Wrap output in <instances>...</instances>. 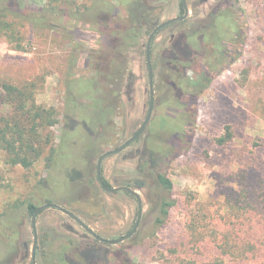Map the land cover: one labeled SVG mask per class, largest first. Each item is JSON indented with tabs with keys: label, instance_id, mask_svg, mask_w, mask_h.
Here are the masks:
<instances>
[{
	"label": "rangeland",
	"instance_id": "374dc122",
	"mask_svg": "<svg viewBox=\"0 0 264 264\" xmlns=\"http://www.w3.org/2000/svg\"><path fill=\"white\" fill-rule=\"evenodd\" d=\"M194 1L197 0H188V3ZM63 2L90 5V0H27V7L36 13L49 3L62 6ZM167 2L152 15L153 19L163 22L179 15L180 0ZM114 4L120 17L126 18L119 3ZM200 8L206 10V6ZM224 10L230 16L221 25L229 55L225 60L207 58L195 68L197 72L210 68L206 73L209 82H202L206 87L198 96H188L196 111L195 122L192 125L181 122L188 104L185 107L163 105L156 111L166 124L178 123L177 129L190 139L187 150L175 151L161 170L173 183L176 201L162 229H157L156 224L158 201L166 193L157 180L158 172L150 169V163L143 156H134L136 149L142 154L147 146L139 142L103 162L104 177L112 187L130 186L140 193L144 202L137 234L119 245L103 243L113 262L118 257L131 259L133 264H239L240 261L255 264L249 251L242 259L235 250L239 217L226 207L225 194L231 185L224 178L234 176L239 180L240 171L247 172L254 157L264 167V0H230ZM101 28L96 24L92 29L80 26L68 33L32 24L19 25L11 32L13 43L0 33V94L4 86L32 88L29 104L53 108L58 114L59 123L51 129L58 144L67 113L65 82L69 74L74 77L69 80L72 85L79 78L97 77L96 69L103 70L113 64L118 78L115 84L112 79L116 88L114 112L102 128L97 124L92 130L93 138L105 135L98 156L116 150L138 130L150 100L148 38L144 36L136 43L119 41L112 36L103 39L99 33ZM164 42H169L167 34L156 38L152 60L157 59ZM71 58L74 64L68 70ZM8 112V108L0 106V115ZM74 120L78 123L76 117ZM227 126L232 128L235 138L223 147L217 140L225 134ZM165 127L157 136V147L161 141L170 145L175 142H171V131ZM71 128L69 125L70 139L82 134ZM51 146L48 144L44 155L29 169L6 164L5 154L0 151V264H32L34 233L32 215L27 210L30 203L38 208L52 203L62 205L61 200L70 196L63 173L48 166ZM65 149L71 154L75 146L67 145ZM124 154L127 160L123 159ZM239 154L244 156L243 165ZM77 160L72 159L76 167L80 164V159ZM97 160L95 156L90 162L93 171ZM91 179L93 183L82 194L80 202L62 207L104 239L117 240L129 234L138 218L137 201L124 192L106 194L94 182L95 178ZM136 179L145 181L146 187L137 190L133 185ZM235 186L239 188L238 184ZM36 225L37 264H66L65 260L77 263L76 251L95 244V238L75 218L55 208L43 210ZM227 234L232 238L228 245ZM10 241L15 249L9 248ZM24 244L29 245L26 259L23 258ZM82 254L92 257L95 252L93 248H86Z\"/></svg>",
	"mask_w": 264,
	"mask_h": 264
},
{
	"label": "trees",
	"instance_id": "16d2710c",
	"mask_svg": "<svg viewBox=\"0 0 264 264\" xmlns=\"http://www.w3.org/2000/svg\"><path fill=\"white\" fill-rule=\"evenodd\" d=\"M115 1L119 3L125 12L126 18H122L120 17L121 14H118L120 11L115 6ZM148 2H156L157 9H154L155 11L151 9V5L147 4ZM163 3H165V0H90V5L87 6H79L73 2H63L62 6H54L53 3H49L33 13L28 10L27 0H0V33L5 35L9 43H13L14 38L11 36V32L15 31L19 25L32 24L33 26L50 28L53 31L62 30L69 33L73 32V29L80 28V26L92 29L93 25L96 24L102 27L99 33L103 39L112 36L119 41L136 43V41L138 42L142 37H147L151 33L152 23L159 20V18L153 19L152 15L159 11ZM50 19L51 22H49ZM227 20H230L228 13L223 9L221 10V8L218 9L215 23L213 22L210 31L201 33L197 38L191 39L185 45L186 50L167 51L165 53L166 58H163L164 61L170 63L166 72L170 76L168 80H170V83H175L177 87L176 92L164 96L163 103L175 107H185V104H188L189 108H184L186 115L182 116L181 120L187 125H192L196 120V111L192 103H189L188 96H198L200 90L206 87L202 82H209L206 73L210 71V68L205 72H197L195 68L207 58L216 57L225 60L229 55L225 43V34L221 26L222 22ZM18 48L21 49V45ZM115 48L116 46L112 50ZM104 58L110 63L107 55ZM69 62L68 70L72 68L74 59L71 58ZM112 65L109 64L103 70H93L97 77L79 78L72 85L69 80L74 77L69 74L65 82L68 92L67 113L64 116L65 121L59 144L55 142V135L51 131L59 123L58 114L53 108L37 106L34 102L29 104L28 97L32 95V88L21 89L15 86H4V92L0 94V106L5 107V109L8 108L9 111L6 115H0V151L5 154L6 164L29 169L44 155L48 144H51L48 166L50 169L63 173L64 182L70 187V196L61 200L62 205H74L80 202L82 194L87 192L93 183L90 176L82 174L85 163L83 160L85 159L81 155L94 156L101 146L102 135L97 136V139H95L87 131L83 136L73 135L70 139V137H67L71 133L68 127L69 125L74 126L72 118L74 119L76 114L79 117L84 114L82 117L86 119V123L88 120L90 121L91 129L97 124L104 125L107 122L116 105L113 102L116 95V88L113 85L115 79L118 80V78L114 75ZM191 72L194 73V76H190ZM74 83H78V85H73ZM162 121L163 125H166L171 131L170 136H176V139L174 146L164 141L159 142L157 154L152 157L151 169L158 172L157 180L166 193V196L158 201L157 229H162L166 225L170 211L176 206V201L173 199V183L166 176V173L161 172L162 167L165 166L167 160L175 151H186L190 140L181 130L177 129L178 123L166 124L164 119ZM77 137L79 141H77ZM234 138L232 128L227 126L225 134L217 140V144L226 147L234 141ZM67 145H70V147L75 146L73 153L70 154L71 151L65 149ZM238 157L241 165H243L245 163L243 154H239ZM73 158L80 159V164L77 167L73 165ZM64 161H68L69 164H61ZM87 163L88 161H86ZM88 164L87 170L90 168V163ZM263 171L264 167L259 158L254 157L249 164L248 173L244 170L240 171L239 180H236L234 176L224 178L231 185L227 194H225L226 207L239 217V223H236L239 227L238 234L234 239L238 247H235V250L238 252V256H242V259L249 251L253 255L255 264H264ZM105 183L110 187L106 180ZM236 184L239 185L238 189H236ZM37 209L38 207L33 203H30L27 208L31 215ZM226 239L228 245L232 238L227 234ZM94 241L97 246L94 244L75 250L77 263L72 260H65V263L133 264L131 259L120 260L118 257L113 262L109 258L110 251L102 247L104 244L96 239ZM11 246L15 249L12 241L9 242L10 249ZM86 248H93L94 256L83 255V250ZM230 264L235 263L231 262ZM239 264H246V261H240Z\"/></svg>",
	"mask_w": 264,
	"mask_h": 264
},
{
	"label": "flooded vegetation",
	"instance_id": "af4514ba",
	"mask_svg": "<svg viewBox=\"0 0 264 264\" xmlns=\"http://www.w3.org/2000/svg\"><path fill=\"white\" fill-rule=\"evenodd\" d=\"M228 2H230V0H197V1H194L193 3L189 4L188 0H180V13H179V15L177 17H173V18H183L185 16V14H186V8H188V10H189V15L186 18H184V19H182L180 21H177L175 23H172L170 25H167L164 28H162V29L157 31V33L155 34V36H154V38L152 40V43H151V49H150L151 50V64H149L148 60H147V48H148V42H147V44H146V63H147V66H148V71H149L150 100H149V104H148V111L146 113V117H145L144 121L142 122V124L140 125V127L138 128V130L135 133H133L132 136L130 138H128V140L126 142H124L116 150H113V151H110V152H116V151H118L120 149L121 150L123 148L124 149L121 152H119L117 154L109 155L108 157L114 156V155H118L120 153H124L128 149L133 147L135 144H137L139 142H143L147 146L145 152L144 153L142 152V154H141V150L140 149H136L134 156L136 158H139V157L143 156V158L146 159V161L148 160V162L150 163V169H151V165L153 164L152 157H154L153 156L154 154H157V136H159L161 134V131H163V129H162V125H163V123H162L163 121L162 120H163V118L160 115H158V113L156 111L160 107H162L163 105H166V104L163 103L164 96L169 94V93L176 92V88H177L175 83H170V80H168L170 78V76L166 72H167V70H168V68L170 66V63L168 61H164L163 60V58L164 59L166 58L165 57L166 56L165 53L167 51H170V50H186L185 45L187 43H189V41L191 39L197 38L199 36V34H201V33L210 31L212 29V27H213V22L216 19L217 10L220 9V8H221V10L222 9L224 10L225 3H228ZM147 4L151 5L150 6L151 9H153V10L157 9L156 2L155 3H149L148 2ZM163 4H162V7L166 6L168 4L167 0H165V3H163ZM201 6L202 7L206 6V10L205 11L202 10L200 8ZM153 10H151V11H153ZM173 18H171V19H173ZM171 19H168V20L163 21V22H160V20H158L155 23H152V25L150 27V32L151 33L147 36L148 41H149L150 36L156 31V29L160 25H162L163 23H165V22H167V21H169ZM165 34L168 35L169 42L168 43L164 42L163 46L160 48V51H159V53L157 55V59L156 60H152L153 44H154L156 38L158 39V37L160 35H165ZM151 70H152V75H153V81H151V73H150ZM151 88L153 89V92H154L153 100L151 98ZM113 112H114V110H113ZM76 118H77L78 123H76L75 120L72 118L74 126H72L71 129L73 130L74 128H76L78 133L81 131L82 134H80V135H82V136H83L84 133H87V131H88V132H90V135L92 136V131L91 130H94V129H91L90 121L88 120L87 123H86V120H83V119L81 120L80 117L78 116V114H76ZM109 118H110V116H109ZM109 118L107 119L108 122H109ZM146 122H147V124H146L145 128L140 133V135H138L136 137V135L138 134V132L141 130V128L144 126V124ZM81 123L83 124L82 125L83 127L81 126ZM102 127H103V125H101V128ZM80 135H78V136L80 137ZM68 136H70V133L68 134ZM102 137L105 138V135L101 136V140H103ZM95 139H97V136L95 137ZM175 139H176V136H172L171 137V142H174ZM131 140H133V141L128 146L125 147V145L128 142H130ZM77 141H79L78 137H77ZM100 143H102V142H100ZM172 145L174 146L175 142ZM98 153H99V151L94 156L81 155L85 159V160H83L85 163L83 165L82 174L84 176L87 174V176H90V178H92V177L95 178L94 182H96L100 186L102 192H104L106 194H116V193H108V192L104 191L102 186H101V184H100V182H99V176H98L99 161L101 160L102 156L105 155L106 153L102 154L100 156H98L100 154V153L99 154ZM95 156L98 157V160H97L96 164L94 163V171L92 170L93 166L90 167L91 170H90V168H88V170H87V165H89L88 163L93 162V158ZM108 157L104 158L103 161H102V177H103V180L105 179L104 174H103V162ZM123 159L127 160L128 156L126 154H124ZM86 161H88L87 164H86ZM61 175L63 176V174H61ZM148 175H149V173H148ZM105 180H104V182H105ZM138 181H142L143 183L140 184V183H138ZM105 185H106V183H105ZM133 185L135 186V188L137 190H141V189L145 188L147 184L143 180L136 179V180H134ZM107 187L110 188V189L118 188V187H112L111 185H110V187L109 186H107ZM120 187H129V188H131L130 186H120ZM132 191L139 193L138 191H135L133 189H132ZM120 192H124V193H127V194L131 195L137 201V203L139 205L138 199L132 193L127 192V191H120ZM117 193H119V192H117ZM141 198H142V196H141ZM142 200H143V198H142ZM59 206H61V205H59ZM143 213H144V204H143ZM142 216H143V214H142ZM142 216H141V221H140L139 227H138L137 231L135 232V234L132 237H134L137 234V232H138V230L140 228V225H141V222H142ZM139 217H140V208H139L138 218L136 220L134 228L136 227V224H137V222L139 220ZM71 218H73V217H71ZM78 223L81 225L80 222H78ZM134 228L131 230V232L134 230ZM129 234H127V235H129ZM127 235H125V236H127ZM125 236H123V237H125ZM123 237H121V238H123ZM95 239L97 241H99L97 238H95ZM99 242H101V241H99ZM101 243H103V242H101ZM23 248L25 249V252H26L25 255L23 256V258L26 259V258L29 257V255H28V253H29V245L24 244ZM37 252H38V249H37ZM31 258H32V256H31ZM36 263H37V254H36ZM32 264H33V259H32Z\"/></svg>",
	"mask_w": 264,
	"mask_h": 264
},
{
	"label": "water",
	"instance_id": "95a60500",
	"mask_svg": "<svg viewBox=\"0 0 264 264\" xmlns=\"http://www.w3.org/2000/svg\"><path fill=\"white\" fill-rule=\"evenodd\" d=\"M189 15V10L188 8H186V14L183 18H173L165 23H163L162 25H160L156 31L150 36L149 38V41H148V48H147V60H148V63L151 64V43H152V40L155 36V34L157 33L158 30L164 28L165 26L167 25H170L172 23H175L177 21H180L184 18H186L187 16ZM151 73V81H153V75H152V70L150 71ZM153 97H154V92H153V89L151 88V98L153 100ZM148 122V121H147ZM147 122L144 124V126L141 128V130L138 132V134L136 135V137L138 135H140V133L143 131V129L145 128ZM133 140H131L130 142H128L126 146H128ZM124 149V148H123ZM122 149V150H123ZM121 149L116 151V152H108L106 153L105 155L102 156L101 160L99 161V169H98V176H99V182L103 188L104 191L108 192V193H117V192H120V191H127V192H130L132 193L139 201V208H140V217H139V220L136 224V227L134 228V230L127 236L123 237V238H120L118 240H107V239H104L102 237H100L99 235H97L93 230H91L88 226H86L79 218L75 217V215L67 210H65L64 208H62L61 206L57 205V204H46L44 206H41L39 207L33 214L32 216V227H33V233H34V244H33V248H32V259H33V264H37L36 263V254H37V249H38V233H37V225H36V220H37V217L39 216V214L45 210V209H49V208H55V209H59L61 210L64 214L68 215V216H71L73 218H75L78 222L81 223V225L83 226L84 229H86L88 232H90V234H92V236H94L95 238H97L99 241L103 242V243H106V244H109V245H119L121 244L122 242H124L125 240L131 238L135 232L137 231L138 227H139V224H140V221H141V216L143 214V200L140 196L139 193L137 192H133L131 188L129 187H118V188H108L106 185H105V182L103 180V177H102V161L104 158L108 157L109 155H112V154H117L119 152L122 151ZM138 183L142 184L143 182L142 181H138ZM29 255V253H28Z\"/></svg>",
	"mask_w": 264,
	"mask_h": 264
}]
</instances>
